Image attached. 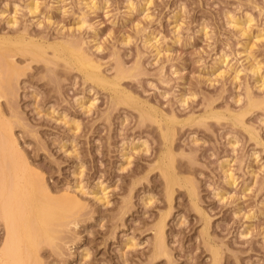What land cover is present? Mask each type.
Wrapping results in <instances>:
<instances>
[{
	"label": "rangeland",
	"instance_id": "obj_1",
	"mask_svg": "<svg viewBox=\"0 0 264 264\" xmlns=\"http://www.w3.org/2000/svg\"><path fill=\"white\" fill-rule=\"evenodd\" d=\"M5 38L127 72L118 102L53 48L6 51L25 70L0 98L17 150L82 202L28 264H264V0H0Z\"/></svg>",
	"mask_w": 264,
	"mask_h": 264
},
{
	"label": "bare ground",
	"instance_id": "obj_2",
	"mask_svg": "<svg viewBox=\"0 0 264 264\" xmlns=\"http://www.w3.org/2000/svg\"><path fill=\"white\" fill-rule=\"evenodd\" d=\"M40 43L43 42L37 43L31 39L26 40V38L0 39V98L4 96L3 90L5 87L8 86L9 88H7L11 89L10 85L16 78L14 75H19L22 71L13 62L15 55L6 51L29 55L32 63V61L38 62L42 58H46V49L48 47L53 48L54 57L63 58L64 61L81 70L85 77L103 86L113 84V86L120 87V80L127 76L126 70L122 68L123 72L120 68L121 71L118 75L116 73V78L109 80L107 76L105 77L104 71L102 72L101 64L96 63L81 48L74 47L72 44L58 43L54 46L50 44L45 46ZM9 53L12 58L8 57L9 60L7 59L5 62L2 54L10 56ZM49 61L52 62L53 60ZM113 86L111 88H114ZM117 90L118 88L114 91L117 93ZM118 92L120 93L116 96L117 101L128 103L129 97L125 96V90L120 87ZM143 114L144 116L149 115L144 111ZM9 124L3 120L0 111V218L6 228V236L0 250V264H28L32 260H38V252L42 243L45 242L44 240L48 241L53 238L58 231L57 227L65 226V220L72 216L71 214H74L72 213L74 208L82 202H79L77 198L73 199L71 196H69L70 198L66 196L68 203L65 200L66 197L63 200L58 198L61 201L55 199L56 197L52 195V191L43 177L32 169L26 157L22 156L21 152L17 150V140L11 136L13 132ZM170 131V128L163 131L164 136L168 138L171 134ZM171 167H173V158L169 157V161L164 164L163 169L167 179L169 197H172L173 193L171 191L173 189L171 188L177 180L176 175L174 176L171 172ZM156 245V255H165L167 248L164 241V223H160L158 226ZM214 254V260H217L218 251L215 250Z\"/></svg>",
	"mask_w": 264,
	"mask_h": 264
}]
</instances>
